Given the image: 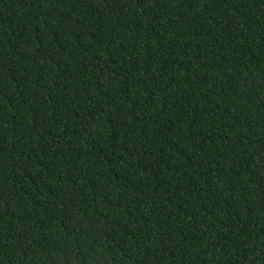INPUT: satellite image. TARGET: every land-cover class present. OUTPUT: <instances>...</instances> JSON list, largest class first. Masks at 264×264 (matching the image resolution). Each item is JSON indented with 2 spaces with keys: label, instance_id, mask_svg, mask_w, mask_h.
<instances>
[{
  "label": "trees",
  "instance_id": "trees-1",
  "mask_svg": "<svg viewBox=\"0 0 264 264\" xmlns=\"http://www.w3.org/2000/svg\"><path fill=\"white\" fill-rule=\"evenodd\" d=\"M0 264H264V0H0Z\"/></svg>",
  "mask_w": 264,
  "mask_h": 264
}]
</instances>
